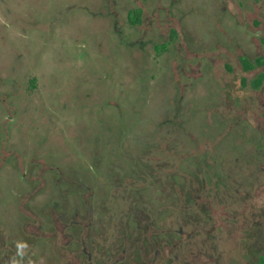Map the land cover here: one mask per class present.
<instances>
[{"label": "rangeland", "instance_id": "1", "mask_svg": "<svg viewBox=\"0 0 264 264\" xmlns=\"http://www.w3.org/2000/svg\"><path fill=\"white\" fill-rule=\"evenodd\" d=\"M261 35L264 0H0V264H264Z\"/></svg>", "mask_w": 264, "mask_h": 264}, {"label": "flooded vegetation", "instance_id": "2", "mask_svg": "<svg viewBox=\"0 0 264 264\" xmlns=\"http://www.w3.org/2000/svg\"><path fill=\"white\" fill-rule=\"evenodd\" d=\"M240 7L242 8H246L245 4L242 5V3H239ZM259 8H261L259 6ZM258 8H254L255 11H258L257 10ZM253 10V11H254ZM254 11V12H255ZM255 24L258 25V22H255ZM219 41H222V42H219L221 45L224 44L226 49H232L228 41L227 38H222L220 39ZM250 45H253L255 46V48L253 49V52L252 53H242L240 54L237 59H238V62L240 63L241 65V68H242V71L244 72V75L240 78V86L242 87H246L247 86V83L245 82L246 81V75L247 74H252L253 77L251 78V87L253 88H260V87H263L264 86V36H258V37H252V40L247 43H244V45L242 44L243 48H251ZM228 46V47H227ZM240 48V47H239ZM213 50V49H212ZM252 51V50H251ZM245 61H248L250 63V66L251 68H246V65H245ZM226 68L228 69V66L226 65ZM228 70H231V69H228ZM260 76H262V79L260 80V83L257 87H254V81H256ZM1 98V97H0ZM9 112V111H8ZM14 113L10 114V112L8 113V116H7V119L4 121L5 123H7L8 125V121L9 119L11 118L10 116H12ZM17 114V113H16ZM8 120V121H7ZM8 158H12L13 162L16 163V166L19 167V165L21 166V163H20V160H18L16 158V156H14V154H9L8 157H5L3 158V162L2 164H4V162L7 160L8 161ZM1 160V159H0ZM13 165V164H12ZM42 167L45 168V165H42ZM41 168V167H40ZM53 170V169H52ZM55 170V173H54V177L56 176L55 178V182L61 177L59 176V178H57L59 174V171H56ZM54 172V171H53ZM63 178L64 177V174H63ZM65 180V179H64ZM71 180V179H70ZM72 182V181H71ZM76 182V181H75ZM74 182V183H75ZM81 183H78V181L76 182V185L79 186ZM66 191V190H65ZM83 196L84 198H87V196L83 193ZM78 213V212H77ZM74 223H78L81 225V223L84 224V231L86 232L87 228H88V221L87 219L80 215V214H74ZM62 220V219H60ZM54 222V223H53ZM57 221L55 220H52V227L50 229V231H53L54 230V227L56 225L59 226V228H61V231L64 235H68L66 232H65V229L66 227L62 224L59 225L58 223H56ZM54 224V225H53ZM64 227V228H63ZM83 228V226H82ZM85 235V234H84ZM133 235V234H132ZM88 237V235L86 234V238ZM98 247V248H97ZM96 248L98 249L97 252H100L101 254H103V258L104 259H101L100 261H95V260H92L91 256L89 255V251L90 252H94L95 250H93V247H90V246H84V252H79L80 256L83 258L82 261L80 262V264H121V259L122 258H117L119 256V254H121V251H124L125 249L119 246H110L109 248L107 249H104L103 250V246H96ZM124 249V250H123ZM22 249L20 250H17V251H21ZM15 249L13 251V253H18ZM125 252V251H124ZM78 253V252H77ZM117 260H116V259ZM11 261H14L15 263H18V258L15 257V254L12 255L11 257ZM5 262V261H4ZM23 264H34V263H31V261H21ZM77 263L79 261H76ZM69 263V262H68ZM151 264V261L149 262H146V264ZM19 264V263H18ZM71 264V262L69 263ZM137 264V263H135Z\"/></svg>", "mask_w": 264, "mask_h": 264}, {"label": "trees", "instance_id": "3", "mask_svg": "<svg viewBox=\"0 0 264 264\" xmlns=\"http://www.w3.org/2000/svg\"><path fill=\"white\" fill-rule=\"evenodd\" d=\"M139 14H140L139 10L133 11L130 14L129 21L132 22L133 24H137L140 21L139 20ZM160 49L164 50L163 47H161ZM245 65H246V68H251L250 63L248 61H245ZM261 79H262V76H260L256 81H254L253 86L257 87L259 85ZM31 83H32V85H34L35 84L34 80H31ZM165 245H167V247L173 246V244H171V242H168V241L165 242ZM262 261L264 262V259H262Z\"/></svg>", "mask_w": 264, "mask_h": 264}]
</instances>
